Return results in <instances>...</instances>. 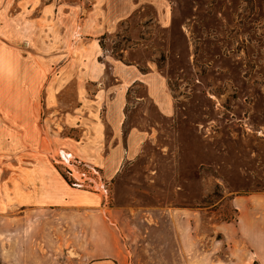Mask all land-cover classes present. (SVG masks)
Here are the masks:
<instances>
[{"label": "rangeland", "instance_id": "obj_1", "mask_svg": "<svg viewBox=\"0 0 264 264\" xmlns=\"http://www.w3.org/2000/svg\"><path fill=\"white\" fill-rule=\"evenodd\" d=\"M11 2L12 11L16 3L27 15L25 27L33 14L42 18L35 44L29 39L19 48L39 58L41 84L48 74L56 82L54 95L41 88L39 143L25 146L68 176L74 201L99 194L121 227L116 240L96 241L80 236L84 225L74 222L72 236L56 241L55 248L70 250L61 260L114 262L96 251L102 247L110 257L117 244L125 264H179L183 256L190 264L193 247L206 244L213 225L235 218L234 196L264 195V0ZM126 69L137 78L126 81ZM143 77H156L162 90ZM81 108L89 125H103L104 139L92 126L84 137L75 122L64 128L62 114ZM7 114L0 111V119ZM117 127L123 148L131 130L141 132L133 154L120 149L122 158ZM66 138H82V158L70 156ZM15 198L8 193V222L0 220V233L7 230L0 264L14 263L17 241L26 263L35 257L31 251L49 246L32 219L12 222ZM79 211L73 217L87 214Z\"/></svg>", "mask_w": 264, "mask_h": 264}, {"label": "crops", "instance_id": "obj_2", "mask_svg": "<svg viewBox=\"0 0 264 264\" xmlns=\"http://www.w3.org/2000/svg\"><path fill=\"white\" fill-rule=\"evenodd\" d=\"M12 0H0V111L12 113L6 118L0 119V220L7 223L8 193H16L15 205L19 208V213L10 218L15 223H24L25 219H32L35 229L46 232L40 238L49 240V246L36 249L32 254L33 261L25 262L22 249L17 247L14 252V263L9 264H125L123 257L124 250L117 244H111L110 257L103 256L102 247L96 251L97 255L104 259H112L118 262H97V263H65L60 258L65 256L63 247H56V241L72 236V224L78 222L84 227L80 236L87 239L94 238L96 241L116 240V232L121 230L120 223L112 218L113 212L106 207L99 194L95 198L89 197V194L81 196V201L73 200L72 189L68 186L57 169L48 162L46 155L39 153V150L28 149L25 146L31 139H36L35 144L39 143V97L41 88L46 90L48 95H54L56 91V82L51 77L44 75L43 79L48 80L46 84H41L40 60L36 56L25 57L23 51L19 48L21 43L29 40L28 44L33 46L39 38L36 29H39L40 16L33 14L25 25H23L24 14L16 7L11 10ZM22 19V20H21ZM54 20V17H52ZM48 27L50 16H47ZM54 27V24H51ZM80 77L86 79V73L82 71ZM126 81L133 80L137 73L133 69H126L123 73ZM83 76V77H82ZM150 80V89L159 85L162 90L161 81L156 77L143 79ZM145 80V81H146ZM147 82V81H146ZM84 110L81 108L78 113L65 111L61 118L64 128L67 126L79 127L80 135L84 137L88 127L92 126L97 130L98 138L105 137L103 125L92 123L85 119ZM30 117V120H29ZM76 118V119H74ZM70 123V125H67ZM91 123V122H90ZM36 130L35 136H29ZM116 148L119 157L122 158L120 149H123V155L134 153L137 138L141 137V132L131 130L125 141L126 148L120 145L119 127L115 134ZM69 140V142H68ZM82 138L74 140L71 138L63 140L64 146L68 147L70 156L82 158L81 149ZM71 143V144H70ZM71 145V146H70ZM35 149H38L36 146ZM104 153V150H96L95 154ZM102 153V154H103ZM115 154V153H113ZM89 157H92L89 155ZM117 157V158H119ZM236 216L231 221L215 223L214 232L208 235L206 244L199 242L193 247L190 257V264H264V195L251 194L243 196H234L231 199ZM87 212L73 217L74 212ZM113 212V213H112ZM31 213H33L31 215ZM30 214V215H29ZM144 224V230L147 231V217L140 218ZM45 226H47L45 228ZM23 229H16V235H21ZM1 236L6 237L7 230H2ZM219 235V236H218ZM177 239H182L176 234ZM199 239L200 237H196ZM202 238V236H201ZM204 240V239H203ZM71 242V239H69ZM60 243V242H59ZM183 256V250L179 249ZM79 256L87 255L78 251ZM12 255L11 253L9 256ZM180 258V257H179ZM184 256L180 259L183 264ZM11 261V262H12ZM179 263V264H180ZM134 264V263H132Z\"/></svg>", "mask_w": 264, "mask_h": 264}, {"label": "trees", "instance_id": "obj_3", "mask_svg": "<svg viewBox=\"0 0 264 264\" xmlns=\"http://www.w3.org/2000/svg\"><path fill=\"white\" fill-rule=\"evenodd\" d=\"M59 173L61 174V176L63 177V179L66 181V183H71V180L68 178L67 175L63 174L62 172L59 171Z\"/></svg>", "mask_w": 264, "mask_h": 264}]
</instances>
